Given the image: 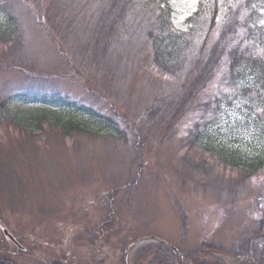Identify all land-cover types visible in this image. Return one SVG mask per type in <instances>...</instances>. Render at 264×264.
Listing matches in <instances>:
<instances>
[{
	"label": "rangeland",
	"instance_id": "374dc122",
	"mask_svg": "<svg viewBox=\"0 0 264 264\" xmlns=\"http://www.w3.org/2000/svg\"><path fill=\"white\" fill-rule=\"evenodd\" d=\"M169 3L185 31L198 0ZM0 4V16L18 25L16 37L0 40V255L17 264H100L109 254L122 264L129 247V264H154V256L137 263L136 251L162 238L199 262L258 264L249 253L264 251V238H255L264 169L247 177L191 140L197 108H177L181 81L155 65L145 25L117 26L115 42L99 52L91 34L104 0ZM29 91L93 108L119 135L77 110L13 101ZM7 111L31 123L19 126Z\"/></svg>",
	"mask_w": 264,
	"mask_h": 264
},
{
	"label": "trees",
	"instance_id": "16d2710c",
	"mask_svg": "<svg viewBox=\"0 0 264 264\" xmlns=\"http://www.w3.org/2000/svg\"><path fill=\"white\" fill-rule=\"evenodd\" d=\"M104 2L106 13L99 19L102 25L98 26V22L91 34L93 37L95 33L94 38H97L94 49L108 50L118 37L117 26L139 30L145 25L155 65L181 81L177 89L180 95L177 108L185 103H195L197 110L189 127L191 140L247 177L259 174L264 169V0H198L197 9L187 19L185 31L174 25L169 0ZM135 11L138 15L141 13L139 21ZM0 12H3L1 4ZM133 13L135 15L130 19ZM147 15L154 18L151 24L141 22ZM17 33L16 19L5 12L0 16V40H10ZM223 62L227 64L224 70L221 68ZM216 69L219 70L215 75H218V81L208 90ZM14 100L77 110L94 120L101 130L119 135L116 125L107 117H102L93 108L78 106L59 93L29 91L17 94ZM7 117L19 126L31 123L28 118L24 120L10 111H7ZM37 125L41 130L40 123ZM256 237L264 238V212ZM154 243L155 246L144 245L136 251L137 263L154 256V264H209L199 262L195 255H179L168 250L162 240ZM250 248L251 245L241 249L250 252ZM5 250L10 252L8 248ZM258 251L255 248L254 253L249 254L257 258L258 264H264V251L259 257ZM90 256L100 263L94 253ZM107 257L101 263L114 264L112 256L108 254ZM0 264L17 263L0 255ZM122 264H125L124 260Z\"/></svg>",
	"mask_w": 264,
	"mask_h": 264
},
{
	"label": "water",
	"instance_id": "95a60500",
	"mask_svg": "<svg viewBox=\"0 0 264 264\" xmlns=\"http://www.w3.org/2000/svg\"><path fill=\"white\" fill-rule=\"evenodd\" d=\"M4 232H5L6 235H8V236L11 237V235L9 234V232H8L7 230H4ZM11 238H12V237H11ZM138 241H139V240L133 242L131 245H133L134 243H136V242H138ZM171 246H172L173 249L176 250V248H175L173 245H171ZM128 256H129V247L126 249V252H125V261H126V264H129V263H128Z\"/></svg>",
	"mask_w": 264,
	"mask_h": 264
},
{
	"label": "snow or ice",
	"instance_id": "6c2138e0",
	"mask_svg": "<svg viewBox=\"0 0 264 264\" xmlns=\"http://www.w3.org/2000/svg\"><path fill=\"white\" fill-rule=\"evenodd\" d=\"M187 15V14H186ZM182 19H183V17H182Z\"/></svg>",
	"mask_w": 264,
	"mask_h": 264
}]
</instances>
